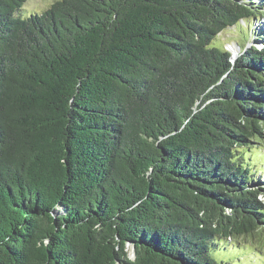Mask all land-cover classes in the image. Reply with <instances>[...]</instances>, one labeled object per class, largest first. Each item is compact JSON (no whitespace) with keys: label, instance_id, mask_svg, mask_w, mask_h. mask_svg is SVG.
I'll use <instances>...</instances> for the list:
<instances>
[{"label":"trees","instance_id":"16d2710c","mask_svg":"<svg viewBox=\"0 0 264 264\" xmlns=\"http://www.w3.org/2000/svg\"><path fill=\"white\" fill-rule=\"evenodd\" d=\"M28 1L0 0V264L264 251V176L245 161L264 146V45L234 63L217 45L264 5Z\"/></svg>","mask_w":264,"mask_h":264},{"label":"rangeland","instance_id":"374dc122","mask_svg":"<svg viewBox=\"0 0 264 264\" xmlns=\"http://www.w3.org/2000/svg\"><path fill=\"white\" fill-rule=\"evenodd\" d=\"M56 1L58 0H29L25 5V14L41 13L50 8ZM251 1L264 5V0ZM241 25L240 27L225 30L217 39L219 48L227 50L231 54H236L237 60L240 58L242 52L254 48L262 49L264 45V40L262 39L264 38V18L258 20L254 19L250 23L243 22ZM252 156H247L246 154L245 161L247 157L248 159H252V161L248 163L250 167H254L252 171H256L259 175L263 174L264 176V146L256 150ZM245 247L250 249L246 254L241 255L238 253L241 257L238 256V259H242L240 260L242 264H264V251L258 252L256 251L257 249L252 246ZM238 259L236 258L235 261H238Z\"/></svg>","mask_w":264,"mask_h":264},{"label":"water","instance_id":"95a60500","mask_svg":"<svg viewBox=\"0 0 264 264\" xmlns=\"http://www.w3.org/2000/svg\"><path fill=\"white\" fill-rule=\"evenodd\" d=\"M231 60L234 63L237 60V55L232 53Z\"/></svg>","mask_w":264,"mask_h":264}]
</instances>
